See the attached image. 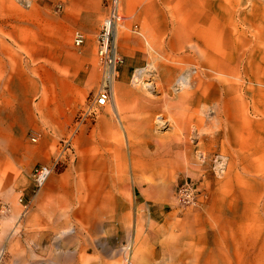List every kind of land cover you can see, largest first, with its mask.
<instances>
[{
    "label": "rangeland",
    "instance_id": "obj_1",
    "mask_svg": "<svg viewBox=\"0 0 264 264\" xmlns=\"http://www.w3.org/2000/svg\"><path fill=\"white\" fill-rule=\"evenodd\" d=\"M107 3L0 0L1 107L11 102L6 83L15 71L28 86L56 82L47 63L60 62L68 44L84 45L75 15L84 22L87 8L86 23L98 21L99 73L97 85L77 93L62 132L0 137V200L8 207L0 264L29 258L39 231L61 213L81 238L65 246L75 258L50 264H264V0H119L114 44L123 63L110 92L114 81L122 89L126 134L111 94L86 113L101 86L96 36ZM75 31L85 36L81 45ZM36 37L38 61L30 57ZM202 93L209 98L197 103ZM66 137L71 149L35 188L33 168L51 164ZM14 146L21 153H7ZM188 187L191 196L181 193Z\"/></svg>",
    "mask_w": 264,
    "mask_h": 264
},
{
    "label": "crops",
    "instance_id": "obj_2",
    "mask_svg": "<svg viewBox=\"0 0 264 264\" xmlns=\"http://www.w3.org/2000/svg\"><path fill=\"white\" fill-rule=\"evenodd\" d=\"M74 1L79 4L80 7L82 3L91 2L95 8L100 0ZM149 7V3L146 2L141 5L142 10H146ZM81 14L84 22L81 21V15L80 17L78 15L75 16L79 20L77 22L78 27L88 34L84 45L81 48H76L72 44L66 45L61 52L60 62L48 58L51 64L50 62L47 63L46 71L52 77L54 75L56 82L44 81L42 79L40 82H30L28 86L27 83L19 81L20 77L18 76V72L15 71L11 73L10 79L6 83V98L11 100V102L3 107L0 106V122L3 123L1 126L4 130V133L0 136L2 139H15L19 142L23 133L30 128L44 130L46 128L49 132L48 127H50L52 136H54L53 134L55 133L62 132L64 130L63 128L67 126L69 118L75 109L76 105L74 100L77 98V93L79 91L91 90L93 85L98 84L99 73L96 66L93 64L95 50L93 35L98 31V21H93L89 25L86 23L85 20H87L90 15V8H87ZM17 39V37H13L14 42H19ZM4 42L10 43L11 41L5 39ZM33 42L35 45L34 47L31 46L30 57L38 61V38L36 37ZM1 55H5V52H0V58H2ZM54 63L59 66L58 70L54 67ZM6 65L8 66L9 64L6 62ZM124 73L125 69H122L121 76L124 75ZM44 90L47 92L45 96L43 94ZM39 92L40 99L36 102L32 101V96ZM121 110V108L116 110L118 115ZM127 129L124 123L125 132H122L126 134L129 132ZM7 153L19 154L21 150L14 146L12 149H9ZM132 180L134 181L133 178ZM136 201L137 198H135V203Z\"/></svg>",
    "mask_w": 264,
    "mask_h": 264
},
{
    "label": "built area",
    "instance_id": "obj_3",
    "mask_svg": "<svg viewBox=\"0 0 264 264\" xmlns=\"http://www.w3.org/2000/svg\"><path fill=\"white\" fill-rule=\"evenodd\" d=\"M108 15L102 21L100 30L96 36V55L101 66V86L97 91L94 99L87 104L86 113L90 114L96 111L97 108L106 104L108 98L107 84L111 72H116L117 66L123 63V59L117 56L114 44V33L116 22L120 20L119 15V0H108ZM137 30V25H134ZM75 45H81L85 36L80 31H75L73 34ZM36 141L37 137H33ZM60 148L57 156L51 164H39L32 170L31 177L35 188H41L52 174L55 166L64 159L65 153L72 147V139L66 137L60 141ZM181 193L185 196H191V189L183 188ZM7 205L0 200V217L7 213Z\"/></svg>",
    "mask_w": 264,
    "mask_h": 264
},
{
    "label": "bare ground",
    "instance_id": "obj_4",
    "mask_svg": "<svg viewBox=\"0 0 264 264\" xmlns=\"http://www.w3.org/2000/svg\"><path fill=\"white\" fill-rule=\"evenodd\" d=\"M118 25H119V21L116 22V29H115V33H114L115 40H116V36H117ZM172 43H173V41H172ZM115 73L116 72H111V75L109 76V80H108V84H107L108 94H109V96H110V94L112 96L111 99H109L110 100L109 101V106H110L112 112L115 113V116L117 118V122H118L119 127L122 129L123 132H125L124 131V122L125 121L123 122V119L118 115V113L116 111L117 109L121 108L120 107V104L122 102V91H121V87L119 85H117L116 82L114 81V83L112 85V87H114L113 88L114 91L112 93L110 92V90H111V83L113 82V78H114ZM219 83H220V81H219ZM208 98H209L208 97V94H206V93H204L203 95H199V96H197V103H200L201 101L207 100ZM123 118H125V117H123ZM218 166H219V164H218ZM67 215L64 216V214L61 213V214H58L57 216L55 215L54 218H52V219H50V218L48 219L47 218L48 219L47 220L48 227L46 229H44V230H40L39 233H38L37 239H36V245H37L36 252H34L35 251L34 250L32 252V254L30 255L29 258L26 257V258L19 259V262H17L16 264H50V262L53 261V260H56V261L59 262V260H61L64 257V255H66V256L67 255H70V256H72V257L75 258L76 255L73 254V252H69L68 249L65 248V246L68 245L71 242L74 243V241H76L79 238H81L80 237L81 235H80V233H78L74 229V227L72 226V223L70 221V216H67ZM36 220H37V218H36ZM36 220H34V221H36ZM41 220L43 222V218H39L37 220V223H40ZM43 243H46L45 246L43 245ZM34 247H36V246H34ZM0 249H1V247H0ZM20 253H19V255H20ZM21 254H23V253H21ZM43 254L46 257L45 256H42ZM127 254L128 253L126 252V258H127ZM81 257L82 256H80V258ZM125 261H127V260L125 259ZM125 261L122 264H126Z\"/></svg>",
    "mask_w": 264,
    "mask_h": 264
}]
</instances>
